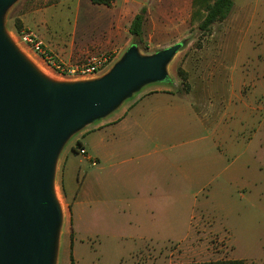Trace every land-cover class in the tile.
<instances>
[{"label": "crops", "instance_id": "obj_1", "mask_svg": "<svg viewBox=\"0 0 264 264\" xmlns=\"http://www.w3.org/2000/svg\"><path fill=\"white\" fill-rule=\"evenodd\" d=\"M117 1L110 6L89 3L100 10L99 17L112 13L113 19L107 30L94 38L93 49H110L120 57L132 42L129 27L134 16L145 8L143 36L151 11L146 5L148 0L131 6L127 0L120 4ZM193 1L151 2L156 5L157 18L183 19L189 25ZM259 11L264 14V0H238L224 21L234 22L248 15L255 19ZM42 22L38 33L45 47L67 61H77L79 55L73 50V41L69 47L63 43V48L53 45ZM241 29L223 27L218 35L234 36ZM80 41H85V35ZM208 50L216 52L209 62L212 68L223 64L226 46L219 44ZM202 81L210 85L209 77ZM214 90L208 86L198 94L179 93L166 85H148L116 111L79 132L78 143L86 153L76 154L97 171L90 180L88 196L91 195L90 200L113 203L109 209L113 220L111 235L149 242L171 241V229L177 228L179 221L186 225L193 221L189 214L192 209L182 203L183 195L204 187H211L219 196V203L209 213L214 223L218 221L223 227L232 224L237 234L256 227L264 230V167L253 159L252 137L241 139L253 127L249 125L258 111L257 97L252 102L240 94L230 92L227 97ZM79 164L69 163L66 155L62 157L60 183L69 209L80 207L86 199V177L79 178ZM234 192L239 193L238 200L233 198ZM61 210L65 212L63 206ZM202 226L207 228L206 234L216 237L213 225ZM202 233H195V242Z\"/></svg>", "mask_w": 264, "mask_h": 264}, {"label": "rangeland", "instance_id": "obj_2", "mask_svg": "<svg viewBox=\"0 0 264 264\" xmlns=\"http://www.w3.org/2000/svg\"><path fill=\"white\" fill-rule=\"evenodd\" d=\"M139 1L127 0L126 4L131 6ZM151 1L148 0L146 4L151 15H147L144 24L143 43L138 45L140 52L152 54L186 40L184 47L168 65L167 72L171 83L166 86L175 92L193 91L196 94L210 86V91L216 89L218 94L227 97L233 92L252 102L254 97H257L258 111L252 115V122L249 125L253 127L250 132L243 133L241 139L247 141L252 137L253 159L258 166L264 167V14L259 11L255 19H250L248 15L234 22L228 19L215 23L208 33L202 34L196 26H192L191 23L188 25L187 20L170 17L168 21L162 16L157 18L158 13L154 9L156 5ZM117 2L120 4L122 1ZM233 2L237 4L238 0ZM90 5L88 0H18L5 16V29L18 49L39 71L46 69L60 81L71 80L61 78L48 67L40 54L24 42L21 36L23 33H32L42 43L47 53L67 65L83 63L90 56L101 53H113L119 58V55L110 49L98 51L93 49L94 38L103 34L113 19L112 13L108 15L100 13L102 17H99L97 11L100 10ZM42 20L45 22V34L52 38L53 45L59 44L60 48H63V45L69 47L73 41V50L79 55L77 61H67L45 47L38 33L40 26L43 25ZM155 22L158 25H154ZM166 22H169L168 28ZM161 25L162 27H159ZM223 27L242 29L241 33L234 36L218 35ZM83 35L85 41L81 42ZM131 39L134 42L132 37ZM219 44L226 46V57L223 64L212 68L209 62L216 52L208 49ZM205 76L209 77L210 85L207 81L206 83L202 81ZM227 123L232 121L227 120ZM78 134L71 137L64 146L56 168L55 193L65 212L62 213L54 264H71L70 256L73 264H188L217 260H243L245 264H264V230L256 227L237 234L232 224L223 227L218 221L214 223L209 213L217 206V202L219 203V196L212 192L211 187L194 188L183 195L182 203L192 209L189 214H192L193 221L191 225L179 221L178 227L171 229L174 234L171 241L149 242L111 235L113 220L109 209L113 203H108L106 199L101 202L102 199L90 200L91 195L88 196L90 180L95 178L97 171L76 154L80 150ZM64 155L68 156L69 163L73 165L80 162L79 178L86 177L84 182L86 199L80 207L69 209L63 197L60 168ZM257 187L259 190L260 185ZM234 193L233 198L238 200L239 193ZM162 201L165 202L164 199ZM178 202L180 205L179 200ZM209 224L214 226L216 237L206 234L207 228L202 229V225ZM122 229L119 227V230ZM197 231L204 234L202 233L195 242Z\"/></svg>", "mask_w": 264, "mask_h": 264}, {"label": "water", "instance_id": "obj_3", "mask_svg": "<svg viewBox=\"0 0 264 264\" xmlns=\"http://www.w3.org/2000/svg\"><path fill=\"white\" fill-rule=\"evenodd\" d=\"M18 0H0V264H54L62 223L55 194L59 156L71 137L153 84L186 40L152 54L131 42L104 74L50 79L18 49L5 16Z\"/></svg>", "mask_w": 264, "mask_h": 264}, {"label": "trees", "instance_id": "obj_4", "mask_svg": "<svg viewBox=\"0 0 264 264\" xmlns=\"http://www.w3.org/2000/svg\"><path fill=\"white\" fill-rule=\"evenodd\" d=\"M114 1L115 0H89V2L93 5L103 6H110ZM232 5V0H194L190 23L192 26H196L200 33L206 34L210 31L213 24L223 22L228 17L232 9ZM145 13V8H142L139 13L134 16L129 27V34L137 45L143 43L142 25ZM78 147L80 148L79 143ZM70 236L72 237V234ZM70 247H72V242ZM70 260L71 264H73L71 256ZM188 264H245V262L243 260H217Z\"/></svg>", "mask_w": 264, "mask_h": 264}, {"label": "built area", "instance_id": "obj_5", "mask_svg": "<svg viewBox=\"0 0 264 264\" xmlns=\"http://www.w3.org/2000/svg\"><path fill=\"white\" fill-rule=\"evenodd\" d=\"M21 39L30 45L35 52L40 54L46 65L54 70L63 79H85L98 76L104 73L117 59L113 53H101L90 56L85 62L80 64L67 65L54 59L47 53L42 43L30 32L23 33ZM85 150L80 149L79 154L85 155Z\"/></svg>", "mask_w": 264, "mask_h": 264}, {"label": "bare ground", "instance_id": "obj_6", "mask_svg": "<svg viewBox=\"0 0 264 264\" xmlns=\"http://www.w3.org/2000/svg\"><path fill=\"white\" fill-rule=\"evenodd\" d=\"M38 62V61H37ZM34 64V63H33ZM40 65V64H39ZM38 65V66H39ZM41 69V68H40ZM41 74L45 75L46 77L50 78V79H56L55 77H53V75L50 74L49 71H47L46 69H41L40 70ZM56 190V188L54 189V191ZM56 192V191H55ZM56 194V193H55Z\"/></svg>", "mask_w": 264, "mask_h": 264}]
</instances>
